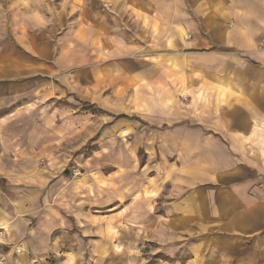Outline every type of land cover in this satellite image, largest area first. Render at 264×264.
Returning a JSON list of instances; mask_svg holds the SVG:
<instances>
[{
	"label": "crops",
	"instance_id": "obj_1",
	"mask_svg": "<svg viewBox=\"0 0 264 264\" xmlns=\"http://www.w3.org/2000/svg\"><path fill=\"white\" fill-rule=\"evenodd\" d=\"M57 82L107 113L109 178L38 164L39 141L62 137L40 127L87 142L108 123L87 138L75 110L41 122ZM104 192L133 226L188 239L189 264H264V0H0V263L118 255L70 230Z\"/></svg>",
	"mask_w": 264,
	"mask_h": 264
},
{
	"label": "rangeland",
	"instance_id": "obj_2",
	"mask_svg": "<svg viewBox=\"0 0 264 264\" xmlns=\"http://www.w3.org/2000/svg\"><path fill=\"white\" fill-rule=\"evenodd\" d=\"M59 1L60 0H53V3ZM66 89L67 88L64 89L63 86L59 85L57 82V85L54 86V90L55 93L58 94V98L54 99L52 104L46 102L42 104L41 100L38 102L40 106L38 111L39 120L46 125L49 120L68 118V116H70L68 112L75 110V114H83L82 116L86 117V120H88L84 128L88 126L86 134L88 135L87 138H90L91 133L95 130L89 126L95 127V124L98 125L102 120H108L107 113L96 107L93 103L88 101L86 103L81 102L80 99L76 97L75 91L68 93ZM27 101H30L29 98L24 99V102ZM63 106L67 107L64 108ZM54 107H58V109L54 111ZM67 109H69L68 112ZM76 118L79 119L81 116ZM89 118H93V121H89ZM80 120H82V118ZM95 121L97 122L95 123ZM107 122L108 123L104 124L102 134L98 133L97 136L89 141L87 140V142H84V140H82L84 138L82 137H65L64 134L67 130L70 131V127H55L54 125L52 126V124H50L49 127H40L39 138H43L42 136L46 137L45 134L55 135V139L57 135L62 137L60 140L56 139L53 142L45 141L47 137L39 141L38 164L44 167L48 159H50V162H54L53 164L56 166L55 172H61L59 175L64 178H71L73 176L76 179H88L89 177L92 179L97 171L101 172L102 177L109 178L114 168L112 167L111 156L105 153H102V156H100V153H98V149L101 148L102 152H108L109 150L105 141L100 142L101 135L103 138L102 140H104L107 135H110V121L108 120ZM74 129L76 130V128ZM96 153L98 156L97 158L94 157ZM141 160H143L142 154L140 155V161ZM101 200L100 204L97 205L91 201V203L87 205L78 206L79 208H70V220L72 221V229L70 230L85 233V235L87 234L85 243L88 252L90 251L89 247L94 248L100 245L108 248L116 244V246L121 248L118 255L115 253L112 255L110 254L107 259L103 260V264H110V262L118 264H189V247L188 245L187 247L184 246L186 242H189L188 239L169 241L170 238L163 237L165 227H159V223L156 221H152L151 223L137 221L134 222L135 226L128 223L130 216H128L126 212L127 208L125 207V201L119 199V205L110 204L112 202L110 192H104ZM135 210L133 214H139V217L135 219L142 220V208L136 207ZM78 215H80L82 219L80 223L75 222L76 216ZM167 232L169 237L171 232L168 230ZM181 242L184 244L182 243L181 245ZM131 246H135L138 249L135 254L129 253L130 251L127 254V248ZM86 259L87 262L94 263V256L88 254Z\"/></svg>",
	"mask_w": 264,
	"mask_h": 264
},
{
	"label": "built area",
	"instance_id": "obj_3",
	"mask_svg": "<svg viewBox=\"0 0 264 264\" xmlns=\"http://www.w3.org/2000/svg\"><path fill=\"white\" fill-rule=\"evenodd\" d=\"M0 264H2V263H0Z\"/></svg>",
	"mask_w": 264,
	"mask_h": 264
}]
</instances>
